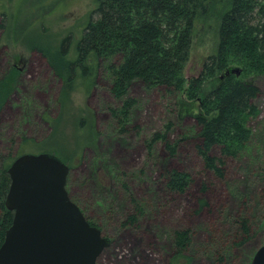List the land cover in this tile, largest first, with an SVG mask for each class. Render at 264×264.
I'll list each match as a JSON object with an SVG mask.
<instances>
[{"label":"rangeland","instance_id":"obj_1","mask_svg":"<svg viewBox=\"0 0 264 264\" xmlns=\"http://www.w3.org/2000/svg\"><path fill=\"white\" fill-rule=\"evenodd\" d=\"M95 6V0H0V24L11 21L12 28L16 20L19 31L15 38L10 27L0 29V77L13 65L18 69L15 91L0 112V152L16 156L49 151L70 161V200L111 240L96 264H169V235L180 229L192 234L190 264H216L219 253L224 264H251L264 240V76H239L257 86L259 113L248 121L252 139L246 151L239 159L227 160L225 179H218L196 153L192 121L170 115L161 88L132 85L130 95L137 103L131 131L116 136L111 109L117 102L105 66L95 69L90 87L80 81L63 92V81L49 59L31 49L45 45L51 53L69 37L67 51L74 59L86 14ZM217 25L214 15L196 20L186 79L196 77L206 58L216 53ZM217 83L218 78L209 81L205 90ZM93 121L97 144L87 146L79 157L80 147L92 140ZM168 122L169 140L180 139L177 155L170 158L161 141L152 143V136L163 132ZM172 169L185 171L191 179L183 194L164 186L163 175ZM132 200L145 215L139 227L120 228L134 207ZM199 201L207 205L199 208ZM242 213L249 216L253 235L236 247L235 218Z\"/></svg>","mask_w":264,"mask_h":264},{"label":"trees","instance_id":"obj_2","mask_svg":"<svg viewBox=\"0 0 264 264\" xmlns=\"http://www.w3.org/2000/svg\"><path fill=\"white\" fill-rule=\"evenodd\" d=\"M95 1V8L86 14L87 22L75 45L74 59L67 51L69 37L51 53L45 45L32 46L31 49L49 59L51 69L63 81V92L72 90L80 81L85 83V88L90 87L95 69L105 66L110 78L109 91L117 102L111 109L116 136L131 131L137 103L130 95L132 85L140 83L148 90L161 88L168 100L170 115L192 121L191 137L204 168L224 180L225 162L239 159L246 151L252 139L248 121L259 113L254 102L259 91L257 86L239 76H264V0ZM206 15L217 17L216 53L206 58L196 77L186 79L184 69L189 60L195 22ZM9 27L17 38L16 20L12 28L11 21L7 25L0 24L1 30H9ZM234 69L240 71L239 75L231 72ZM216 78L217 85L206 91V84ZM17 79L16 65L0 77V112L15 91ZM166 124L163 132L152 136V143L161 141L170 158L177 155L180 139L176 142L169 140L171 122ZM89 126L92 140L80 147L79 157L87 146L97 144L94 121ZM214 150L217 154L212 153ZM39 153L54 154L49 151ZM22 154L25 153L12 156L0 152V246L13 219V213L5 207L10 187L7 170ZM59 158L70 172V161ZM105 163L107 165L108 161ZM163 180L167 191L174 194L185 193L191 184L189 175L176 169L166 171ZM132 202L134 207L120 222V228L139 227V219L145 215L144 208L134 200ZM206 205L205 201H199V208ZM80 210L91 225L102 230L83 209ZM235 219L233 240L235 246L240 247L252 239V224L244 213ZM106 238L111 243L110 238ZM191 245L190 230L171 232L169 264H190ZM215 261L224 264V255L217 254Z\"/></svg>","mask_w":264,"mask_h":264},{"label":"water","instance_id":"obj_3","mask_svg":"<svg viewBox=\"0 0 264 264\" xmlns=\"http://www.w3.org/2000/svg\"><path fill=\"white\" fill-rule=\"evenodd\" d=\"M7 172L5 207L13 219L0 246V264H96L110 241L70 200L68 166L55 154L26 153ZM251 264H264V240Z\"/></svg>","mask_w":264,"mask_h":264},{"label":"bare ground","instance_id":"obj_4","mask_svg":"<svg viewBox=\"0 0 264 264\" xmlns=\"http://www.w3.org/2000/svg\"><path fill=\"white\" fill-rule=\"evenodd\" d=\"M69 174V173H68ZM104 251V250H103ZM102 254V253H101Z\"/></svg>","mask_w":264,"mask_h":264}]
</instances>
